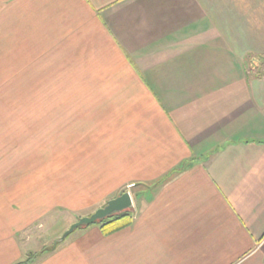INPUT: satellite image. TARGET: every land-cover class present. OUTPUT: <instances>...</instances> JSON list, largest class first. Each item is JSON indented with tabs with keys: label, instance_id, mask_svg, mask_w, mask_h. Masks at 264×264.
<instances>
[{
	"label": "crops",
	"instance_id": "0c3cea01",
	"mask_svg": "<svg viewBox=\"0 0 264 264\" xmlns=\"http://www.w3.org/2000/svg\"><path fill=\"white\" fill-rule=\"evenodd\" d=\"M0 264H264V0H0Z\"/></svg>",
	"mask_w": 264,
	"mask_h": 264
},
{
	"label": "rangeland",
	"instance_id": "374dc122",
	"mask_svg": "<svg viewBox=\"0 0 264 264\" xmlns=\"http://www.w3.org/2000/svg\"><path fill=\"white\" fill-rule=\"evenodd\" d=\"M133 193L135 196L136 191ZM100 208H96L95 210H88V211L83 212L82 214L81 213L79 214L54 213L52 214L50 217L36 224L38 226L33 228L32 233L29 232L30 239H29V242L25 243L26 250L23 253L33 254V253H37L38 251H42L43 249H47L53 242H56L58 239H60L63 236V234L67 230H69V228L73 224L77 223L80 219L84 217H89L93 215ZM82 228H85V227H82ZM79 230H77L74 233L78 234L80 232ZM24 238L26 237L23 236L22 239Z\"/></svg>",
	"mask_w": 264,
	"mask_h": 264
},
{
	"label": "water",
	"instance_id": "95a60500",
	"mask_svg": "<svg viewBox=\"0 0 264 264\" xmlns=\"http://www.w3.org/2000/svg\"><path fill=\"white\" fill-rule=\"evenodd\" d=\"M134 208L133 198L130 192H125L119 197L110 200L107 205L97 210L93 215L80 219L77 223L73 224L69 230H67L63 236L55 243L57 246L59 243L64 242L69 236L82 227H90L100 223L104 220L111 219L117 215L127 213Z\"/></svg>",
	"mask_w": 264,
	"mask_h": 264
},
{
	"label": "trees",
	"instance_id": "16d2710c",
	"mask_svg": "<svg viewBox=\"0 0 264 264\" xmlns=\"http://www.w3.org/2000/svg\"><path fill=\"white\" fill-rule=\"evenodd\" d=\"M128 213H124V214H121V215H118V216H115L111 219H107V220H104L100 223H97V225H100L102 226V228H106V226L111 222V220H114V219H122V218H125V217H128Z\"/></svg>",
	"mask_w": 264,
	"mask_h": 264
}]
</instances>
